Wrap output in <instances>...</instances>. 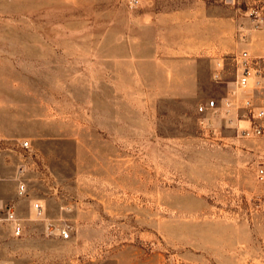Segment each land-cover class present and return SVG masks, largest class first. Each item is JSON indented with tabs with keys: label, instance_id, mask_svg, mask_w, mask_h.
Here are the masks:
<instances>
[{
	"label": "rangeland",
	"instance_id": "rangeland-1",
	"mask_svg": "<svg viewBox=\"0 0 264 264\" xmlns=\"http://www.w3.org/2000/svg\"><path fill=\"white\" fill-rule=\"evenodd\" d=\"M246 1L236 8L224 0L165 4L171 59L147 67L140 80L109 76L89 50L90 42L105 41V9L127 0H0V79L14 93L41 94L12 99L28 113L10 129L0 126V137L4 148L29 143L24 157L32 171L56 184L48 212L70 229L62 240L37 225L33 240L23 241L2 222L0 264H264V137H244L238 126H249L250 115L237 110L242 96L254 93H242L226 114L236 81L232 52L221 55L218 70L201 58L205 50H172L187 41L228 46L221 23L227 30L232 19L245 18ZM96 5L103 19L91 34ZM189 12L191 30L183 24ZM63 56L65 97H46L57 93L48 59ZM211 100L219 109L199 113ZM47 105L58 112L39 113ZM39 137L50 142L37 146ZM34 189L43 192L37 182Z\"/></svg>",
	"mask_w": 264,
	"mask_h": 264
},
{
	"label": "crops",
	"instance_id": "crops-1",
	"mask_svg": "<svg viewBox=\"0 0 264 264\" xmlns=\"http://www.w3.org/2000/svg\"><path fill=\"white\" fill-rule=\"evenodd\" d=\"M184 1L187 0H141L140 4L135 8H130L127 2L121 7H117V5L107 7L104 13L106 22L105 41L104 43L90 42L89 44L91 55H95L96 64L106 67V70L109 71V76L113 75L116 71V74L136 75L140 80H145L146 76L148 77L147 67H159L165 65L166 61V64H169V59L171 58L168 55H170L172 47L170 42L166 41L164 34L170 35L171 31L168 28V23L164 22L168 13L162 12V9H167L169 6L165 4L168 3H174V7H178L176 4L179 3L184 8ZM185 8V10L191 9ZM181 12L174 10L173 15L175 16V14H180ZM176 16L181 18L180 15ZM102 19L103 13L99 12L97 5L94 6L90 14L91 34L98 32L97 25L101 24ZM232 20L233 23H229L230 29L228 28L227 30H225L224 26L225 21L221 23L223 26L219 34L221 40H232L229 43L230 46L222 45L221 41L219 43L206 41L201 44L187 41L185 44L182 42L176 43L172 50L190 52L205 50L206 55H203L201 58L206 56L205 58L210 59V66L218 70H223L224 63L221 55L227 54L228 50L234 55L246 49L254 57H264V31L254 29L250 21L245 18L238 17L237 20ZM193 21L192 12H189V20H183V24L187 29L191 30L194 26ZM53 45L54 49L65 48V45H60L59 43H54ZM73 48L80 50L81 46L79 44L73 45ZM218 55L219 57H216ZM45 60L43 59L42 62H45ZM47 65L52 66L53 69L56 67L57 76L56 78H50V82H56L57 93L54 94L49 91L48 95L42 94V96L64 98L66 59L64 56L62 58H51L48 59ZM114 67H116L115 70ZM117 67H121L119 68L120 72ZM36 83V81H32L31 85L33 88L37 87ZM11 88L12 83L10 81L0 79V126L3 129H10V124L17 120V115H26L28 113L25 105H22L21 109H17L13 105L12 99L26 96L40 97L41 95L35 94L37 89H32V93L27 95L26 93H14L15 91ZM54 105H47V108L41 107L38 111H40L39 113H44V115L57 113L59 107L55 109ZM35 119L45 125L49 122L45 121L47 119L41 116ZM4 138L6 139V137ZM36 141L34 142L37 143V146L50 142L43 137H39ZM24 150L19 143L11 141L10 147L4 148L0 153V226L2 222H8L10 234L14 238H18L15 234V223H11L6 219L10 211L14 212L22 227L20 237L23 241H28L33 240L37 225L42 226L44 229L49 222L55 221L53 215L48 211L52 205L54 206L51 199H55L56 201V197L53 195L56 184L50 177L46 178L45 174L32 171L30 167L31 162L24 157ZM20 167L24 168V172L21 174L19 173ZM57 179L63 181V185L65 186V180L62 176L59 177L57 175ZM35 182L43 189L42 193L41 190L34 189ZM21 184L26 185L24 193L20 191ZM36 199L44 207V214L42 216H38L33 208L34 200ZM1 255L3 254L0 250V258Z\"/></svg>",
	"mask_w": 264,
	"mask_h": 264
},
{
	"label": "built area",
	"instance_id": "built-area-1",
	"mask_svg": "<svg viewBox=\"0 0 264 264\" xmlns=\"http://www.w3.org/2000/svg\"><path fill=\"white\" fill-rule=\"evenodd\" d=\"M141 0H127L130 8H135L140 4ZM225 5L236 8L240 5V0H224ZM244 16L250 21L253 28L259 31H264V0H247L246 8L243 9ZM231 60L236 68V81L234 90L231 92V100L226 102V114L231 115L233 109L237 106V101L242 93L253 92L254 95L242 96L243 105L237 110L243 109L250 118L248 120L249 126H238L242 134L246 138L264 137V57H254L250 51L244 49L239 53L234 54ZM219 109L216 100H211L199 107V113H215ZM209 122H202L205 127ZM4 139L0 137V153L4 149ZM23 148H29V143L22 144ZM24 168H19V173H23ZM261 178H264V170L259 173ZM26 185L21 184L20 191L25 192ZM38 216L44 214V207L41 203L36 202L33 205ZM7 221L15 223V234L20 236L22 227L14 212L7 214ZM47 231L49 235L60 232L59 236L62 240L70 238V229H61L54 222L47 224Z\"/></svg>",
	"mask_w": 264,
	"mask_h": 264
}]
</instances>
